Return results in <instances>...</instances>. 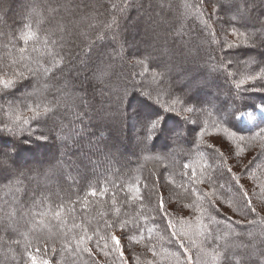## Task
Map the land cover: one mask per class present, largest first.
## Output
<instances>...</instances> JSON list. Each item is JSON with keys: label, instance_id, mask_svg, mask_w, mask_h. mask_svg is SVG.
Instances as JSON below:
<instances>
[{"label": "trees", "instance_id": "trees-1", "mask_svg": "<svg viewBox=\"0 0 264 264\" xmlns=\"http://www.w3.org/2000/svg\"><path fill=\"white\" fill-rule=\"evenodd\" d=\"M14 1L15 8H10L11 5L7 0H0V79H18L15 74L23 72L25 80L18 81L9 89L0 86V132H8L7 129H10L13 139L22 132V137L25 138L27 134L45 131L46 134L57 137L58 140L53 138V141H56L58 146L60 141L65 153H54L48 164L44 162L22 171L18 169L16 163L14 175L1 178L0 264H31L29 252L37 255L38 259H48L50 264H122L119 254L110 250V240L108 241L110 254L107 257L103 256L101 248L104 241L99 240V236L96 235L97 232L100 236L106 234L105 221L116 220L127 223L123 230L127 235L122 238V246L126 253L123 264H149V261H153L154 264H176L174 253L180 254L181 264H187L186 255L191 257L190 264H236L237 261L240 264H264V255L261 254L264 252V211H261L264 209V131H262L264 123L255 128L264 117H260L258 123L250 130L233 126L239 111L256 107L258 104L255 101L263 102L264 96L257 94L250 99L246 96L249 94L244 88H237L234 80L239 81L243 78L241 75L243 70H246L245 64L232 58L231 65L232 62L236 64L229 68L228 62H224L221 56L223 49L226 48L227 53L230 51L229 45L236 46L233 50L236 51L243 43H249L248 40L251 38L255 41L259 39L255 35L258 37L257 31L264 30V23L259 20L262 17L264 21L263 0H257V5L254 6L256 14L254 13L252 21L248 20L252 27L245 20L240 21L244 17L242 11L244 15L252 17V8L239 3L241 0H207V5L206 0H175L173 1L175 6L165 3L164 0H143L135 9H130L135 0H115L119 4H115L114 8L110 7L108 0H36L35 4L30 3L29 0ZM159 2L162 4L158 9L160 25L164 26V32L170 34L171 30H174L180 33L183 31L186 35L193 33L200 36L202 33L197 30V24H202L207 33L209 31L213 37L212 39L207 34L203 35L202 40L205 42L202 41L201 45L207 46L209 41H214V44L209 46V51H212L211 54L218 60L231 92L235 93L234 102L231 107L232 104L228 102L231 98L229 97L228 100L227 97L224 98L223 106L231 108L227 111L228 114L221 111L217 107V102L222 100V92L217 91L219 99L198 102L202 110L200 119L205 121L204 131L209 130L232 140L234 137L230 138L225 134L224 129L228 128L230 132L235 133V138L242 136L244 140L250 141V144H245V150L249 152L253 148L254 158L253 155L248 158L250 164L247 167L236 169L229 162L228 156L227 163L221 165L220 152L224 150L219 143L213 145L216 151L209 149L207 145L213 142H204L203 137L195 135L196 129L191 128L187 121H182L183 118H172V114L165 115L162 106L159 107L152 102L147 103L152 93L158 98L161 97V100H168V104H175L174 91L170 89L184 80L183 77H193V74H188L186 67H182L178 62L179 59L174 57L175 48L180 49L181 43L179 45L177 42L180 39L172 35L164 34L165 41H169L164 50L167 58H161L159 54H147L144 66L137 63V59L131 53L123 51L124 40L121 35L134 25L144 27L140 31H135L140 46H143L144 40H150L152 38L150 36L160 34V27L154 23L160 18L155 17L152 12ZM236 3L241 10L227 9L228 6ZM92 5L95 6L96 11L87 14L88 8ZM215 13L220 14L221 18L222 15L224 16V19L222 18L218 23L217 30L212 28L213 23L216 22L212 15ZM188 16L189 23L182 24L181 21ZM126 17L131 19L129 24L125 21ZM29 31L33 36L25 42L24 37ZM234 32L236 35L233 34ZM227 33L229 40L221 39L216 42L218 34ZM99 36L102 38L98 39ZM234 36L235 40H233ZM88 41H90L88 48L86 46L83 48V42ZM259 41L264 43V39ZM75 43H77V54L82 51L86 56L90 50H95L108 59L122 60L125 63V68L121 72L122 77L113 76L117 70H120L117 65H107L103 59H94L83 62L80 67L88 66L92 68V72L95 68L97 70L101 68L102 74L98 71L96 74L105 85L99 88L94 86L96 79L94 72L84 83H77L68 73L74 59L79 57V55L74 57L70 49ZM106 44L109 45V50L105 48ZM158 44L160 45L161 42ZM248 47L243 45L236 55L243 57ZM21 49L24 51L22 52ZM61 57H64V63L68 66L63 72L54 67V61H58ZM161 59L164 64L160 63ZM151 64L153 68H150ZM38 66L53 68V72L47 76L43 74L32 76L27 71L29 67ZM134 68L139 69L140 83H145V87H148L150 92L147 91L150 94L146 95L147 98L140 95L137 98L139 101L144 100L143 105L149 104L150 107L158 110L152 115L151 111H147L143 106L133 107L134 112L130 113L129 119L131 124H136V127H126L130 129L131 135L125 138V142L129 151L134 147L133 142H137L139 147L137 151H132L136 153L133 160L122 161L116 159V154L119 153L118 147L98 144L94 134L104 130L103 133L109 132V135L120 139L119 134L124 130L121 123V118L123 119L125 115L123 108L130 96L134 98L135 93L138 94V85L133 83L134 87L129 85L130 80L133 81L131 72H134ZM108 69H110L108 73L110 77L106 79L104 75L107 74ZM169 70L180 74L174 73L178 75L175 77L173 72L168 73ZM200 71L203 72L204 78L197 80L198 84L195 83L192 88L208 85L206 71L202 69ZM214 78L212 76V79ZM68 84L71 90L68 92V97L62 98L61 94ZM45 85L48 89L43 96L33 97L35 100L31 98L20 101L15 95L23 87L32 88L31 92L35 89L36 93ZM109 91L115 93L118 99L116 100ZM144 91H146L144 88L140 89L139 94ZM235 91L246 94L242 96V101L240 94L236 96ZM8 95H11L14 101H3ZM46 107L51 109L49 113L34 118V112L30 109H38L43 113ZM157 113L161 114L160 118L156 116ZM164 116L172 118L176 126L170 129L163 125L161 117ZM24 120L28 123L25 124ZM157 120L159 127L153 131L152 139H148L145 143L150 125ZM39 134H34V138L32 136L31 140L27 141L24 151L34 152L37 148H46L44 146L48 141ZM173 134L177 137L174 142L169 140L170 135L173 137ZM162 135L163 142L168 141L167 147L158 144L160 143L158 139H162ZM69 137H72V140L67 142ZM220 139L224 140L225 144L229 142L222 137ZM70 142L74 145L71 148L67 146ZM144 147H147V150L144 151ZM20 149L22 147L11 149L14 159L18 161L23 157L20 151L24 152ZM46 150L55 152L56 148L53 144L51 147L47 146ZM94 152L109 154V161L112 164L111 168L105 169L104 164L107 160L101 159L103 167L102 172L98 174L99 177L90 174L91 162L98 158H92ZM229 167L234 169L236 178L244 183L245 190H250V198L258 214L243 211L239 201L232 199L231 196H224L225 191L233 188L234 184L233 173L226 171ZM79 178L82 180L77 183L74 179ZM197 179L204 182L198 183ZM221 184L225 186L223 189L219 187ZM4 188L6 190H3ZM7 189L10 193L1 198ZM93 189L97 192L96 196L90 195ZM193 189L196 190L195 193ZM212 190H215L221 200V204L216 208L210 207L207 199L202 198L197 201V196ZM157 193L163 195L169 202V213L173 218L179 217L174 212L183 213L181 217L187 223L184 231L190 236L193 235V239L197 241L186 255L183 249L169 238L164 225L160 223V216L155 211ZM138 196L142 198H136ZM229 202L235 211L224 210L228 208ZM185 205H197L204 211H196L194 207H185ZM57 212H60L59 217L56 216ZM210 217L214 220H210ZM237 221L239 223H236ZM204 226L214 230L215 235L226 238L218 239L209 247L211 240L205 242L204 237L199 235ZM149 228L152 229L151 233L147 231ZM208 229H204L205 235ZM111 231L121 233L119 226ZM85 235L92 239L80 243L81 237ZM140 235L145 239L137 243L136 240ZM149 236H151L150 240ZM246 236H250V241L246 240ZM45 241H47V252L43 250ZM146 245L154 246L155 256ZM53 246L55 252L52 251ZM38 247L41 249L39 253L36 252ZM85 247L93 250L91 255L83 250ZM213 249L219 253V256L214 254Z\"/></svg>", "mask_w": 264, "mask_h": 264}, {"label": "rangeland", "instance_id": "rangeland-1", "mask_svg": "<svg viewBox=\"0 0 264 264\" xmlns=\"http://www.w3.org/2000/svg\"><path fill=\"white\" fill-rule=\"evenodd\" d=\"M7 1L11 5L10 8H13V7L15 8L16 5H14L15 4L14 0H7ZM29 1H30V3L35 4L34 2L36 0H29ZM142 1L143 0H135L134 2H132L130 9H135L137 6L140 5V3H142ZM164 1H165V3H171L172 6L174 5V2H175V0H169V1L164 0ZM20 2L22 3V1H20ZM108 2H109L108 4L110 5L111 8H114L115 4L116 5L119 4L115 0H108ZM207 3L208 2L206 0V5H207ZM239 3L246 5L248 8H252V14H251L252 17H250L246 14H245L246 15L245 16L244 11H242V16H244V17L242 19H240V21L245 20L247 23H248V20H249V22L252 21V18L255 16L254 13L256 14L254 6L257 5V0H243V1L241 0ZM30 5L31 4H29V7H30ZM161 6H162V4L159 2L157 7H155L154 10L152 11L153 14L155 15V17L160 18L158 9ZM94 7H95L94 5L89 7L87 10V14H92L93 12H95L96 8H94ZM263 7H264V0H263ZM236 8L238 9L237 3L234 4L233 6L230 5L227 7V9L229 11H233ZM238 10H241V9H238ZM212 15H213L214 20H216V22L213 23L214 26L212 28H214V30L216 28V30H217L218 29L217 28L218 23L222 20V18L224 19V16L222 15V18H221L220 14H217V13L212 14ZM163 17H165V16H163ZM170 17H172V16H170ZM130 20H131L130 17H128V18L126 17V19H125V21L128 24L130 23ZM156 20L157 21L154 23H155V25L160 27V30H159L160 34H158L156 36H150L152 38H150V40H148V41L144 40L143 46H140V44L138 43V40H136V32H135L136 30L140 31L141 29H143L144 27H142V25H141V27H139V25L138 26L134 25L130 29H127L126 32L122 33V35H121V38L124 40L123 41L124 42L123 43V51L131 53V55L134 56L135 59H137V63L140 64V62L143 61L142 66L146 65V62L144 59L146 58L147 54H159V56L161 58L162 57L167 58V56L164 54V50H165V47L169 44V41L168 40L165 41L164 34L168 35L169 33H167L166 31L165 32L163 31L164 26L160 25L161 24V18L156 19ZM259 20L262 23H264V21L262 20V17L259 18ZM189 21H190V17L188 16V17H185V19H183L181 21V23L186 24V23H189ZM248 24H250V23H248ZM249 26L252 27L253 25L250 24ZM165 30H167V29L165 28ZM197 30H199L202 33L200 36L193 35V33L192 34L188 33L186 35V34H184L183 31H182L183 32V34H182V32L180 33V32H176L174 30L173 31L171 30V33L169 34V36L172 35V37L180 39L177 42L179 45L181 43V45L179 46L180 49H178L177 47L175 48L174 57H176L180 60V61L178 60V62H180L182 67L183 66L186 67L188 74H193V77H189V76L183 77L184 80L180 81L176 86H174L173 89H175V90L170 89V90L174 91L173 93H174L175 98H176L175 99L176 102H174L175 104H172V103L168 104V102H169L168 100H166V101L161 100L160 99L161 97L158 98V97H156V95L150 93L148 87H145V85H144L145 83H143V82L140 83L141 80H140V75L138 73L139 69L134 68V72L133 73L131 72V75H132L131 78L133 81L130 80L129 85L132 86V83L137 84L138 85V87H137L138 94L135 93L134 98H132L130 96V98L127 101V104L123 108V113L125 115H124L123 119L121 118V120H122L121 123H122V126L124 127V130H122V132L119 134L120 139H116L114 136L109 135L110 134L109 132L103 133L104 130H102V131L99 130V132L96 130L97 134H94L95 141L98 144H100V145L101 144H103V145L107 144V145H111L112 147L114 145L115 147H118L119 153L116 154L117 160L127 161V159H129L131 161L134 159L133 156L136 153L132 152V151H134V150L137 151L139 145L137 144L136 141H135L136 143L133 142L134 147L131 148V151H129V147L126 148L127 142H125V138H127L131 135V133L129 131L130 129L129 128L127 129L126 127H129V126H130V128H132L133 126L136 127V124L135 125L131 124V121L129 119V115H130V113L134 112L133 107H137V106H140V108H141V106H143V108L146 109L147 111L150 110L152 115H153V113L157 112L158 109L153 108L152 106L151 107L153 109H151V107L149 105V104H151V102L153 104L158 105L159 107L162 106V111H164V113L166 112L165 115L166 114L167 115L172 114L173 115V116H171L172 118L181 117V118H183L182 121H187L186 123L190 124L191 128L196 129L195 135H198L201 138L203 137L204 142H208V143H210L211 141L213 142V140H212L213 136H217V137L220 136V137L226 139L222 135L216 134L215 132H210L209 130L204 131L203 128L205 126V121L204 120L202 121L200 119V114L202 113V110H200V105L198 102H200V100L210 101V100L219 99V95H218L219 93H217V91H220V92H222L221 93L222 94V100L220 99L221 101L217 102V104H218L217 107H219V109L221 111H224L228 114L229 112H227V111L233 106V102H234L233 101V95H235V93L231 92V89L229 88V86L227 84L228 80L226 79L225 75L222 74V70H221V67L219 66L218 60L213 57V55L211 54L212 51L211 52L209 51V46L214 44V41L211 40V38L213 39V37L211 36L209 31L207 33V30H205V28L202 24H197ZM213 32H215V31H213ZM257 32L261 33V32H264V30L263 31H257ZM146 33H147V30H146ZM206 34L211 37L210 38L211 41H209L207 46L205 44L201 45V42L203 41L202 36L206 35ZM217 36H218V39H216V42H217V40L221 41V39L229 40L228 33L226 35H219L218 34ZM255 36L257 37V35H255ZM233 38H234L233 40L236 39L235 36ZM259 39H261V38H259ZM259 39L255 41L251 38L250 40H248L249 43H247V42H245L243 44L241 43L242 45L239 46V48L237 47L239 50H236V51H233L236 48V46L229 47L228 50H230V51H228V53L230 52V54H228L226 52V50H227L226 48L223 49L224 52L221 56H222V58H223L222 60H224V62H226V63L230 62V60L233 58L234 60H239L241 62V64H245L246 70L245 71L243 70V74L241 75V76H243V78L241 80H245V78L249 75V73H251L252 71L253 72L259 71L261 66H264V43L263 42L261 43L259 41ZM261 40L263 41V39H261ZM160 42H161V44L159 45L158 43H160ZM165 42H168V43H165ZM203 42H205V41H203ZM76 44L77 43H75L73 45V47L70 49H72V51L74 53V57L76 55H79V57L77 56L76 59H74L75 61H73L71 68L69 69L68 73H70V77L74 78L77 83H84L85 80H87V78L90 77L91 74L94 72L95 76H96L94 86H97L99 88L101 85H105V82H103L101 79H99L98 78L99 76L96 74V71H98L99 74H102L101 68H99L98 70L95 68V70L92 72V68H89L88 66H85V67L81 66L80 67V65L83 64V62H88V61H91L94 59H96V60L103 59L104 63H107V65H113V64L117 65V67L120 68V70H117L113 76L115 78L122 77L121 72H122V69L125 68V63H123L122 60L121 61L119 59L114 60L112 58H110L111 59L110 60V59L106 58L104 55H102V53L96 52L95 50H90L88 52L89 54L86 56H84V54H82L83 53L82 51L77 54ZM89 44H90V41L83 42L82 46H84L83 48H85V46L88 48ZM243 45L249 46L247 48L246 53H244L242 55L243 57L236 55L237 52H240V50H241L240 47H242ZM104 46H105V48H107V50L110 49L108 44H106ZM160 46H162L161 49H160ZM80 48H82V47H80ZM113 57L115 58V56H113ZM129 58H130V56H129ZM160 61H161L160 63H163L162 59ZM235 64H236L235 62L234 63L232 62L231 67L235 66ZM153 67H154L153 64H151L150 68H153ZM231 67H229V68H231ZM200 69H202V71H204V72L206 71V73H207L206 81L210 87L208 85L206 87L202 85V86H199L197 88H192L193 86L196 85L195 83L198 84L197 80L200 81V80H202V78H204V74H203V72L200 71ZM160 70H162V69H160ZM109 72H110V69H108L107 74L104 75V76H106V79L108 78V76L110 77V75H108ZM176 72L177 71H174V70L168 71V73H172L173 76L177 77L178 75H174V73L175 74H180V73H176ZM232 74H234V73H232ZM237 74H239V76H240V73H238V71H237ZM161 75L165 76V74H160V76ZM212 76H214L216 79L215 78L212 79ZM236 80L237 79H235L234 81L237 84L240 83V81H241V80H239V81L238 80L236 81ZM167 81L170 82L169 80H167ZM172 82H174V81H172ZM237 84H235V86ZM140 86H142V87H140ZM169 86L170 85L168 84V87ZM132 87H134V86H132ZM142 88H144L146 91H144V93L142 92L139 94V91ZM239 88H244V90L247 91V93L249 94V95H246L244 93H241V92L239 93L238 91H235L237 93L236 96H238L240 94L241 101H242L243 95L248 96L250 99L251 98L253 99L257 94H262V96H264V81H261V80H258L255 82H253L251 80H245V83L241 84ZM47 89H48V87L46 88V85H45V87H42L41 90L38 89L39 92L35 93V91H37V90L34 89V92H31L30 90H32V88L23 87L22 90L19 91L18 93H16L15 95L18 96V100L23 101V100L31 99L33 97L37 98V97L43 96L44 92ZM70 90H71V86H70V84H68V86L63 90V93L61 94L62 98L68 97V92H70ZM193 90H195L196 92ZM147 91L151 95L148 94ZM110 94L112 96H114V98L116 100L118 99V97L115 96V93L110 92ZM139 95L142 97H144V96L146 97V95H150V98H149L150 101L148 99H147L148 102L145 101L149 104L143 105L142 101H144V100L141 99V101H139V99L137 98V97H139ZM189 95H190V97H193V98L191 99L189 97ZM159 96H162V95H159ZM229 97L231 99L228 102H229V104H232V105H230L231 107L230 106L224 107L223 106V99L226 98L228 100ZM13 99L14 98H12L11 95H8L7 97H5L3 99V101H5V100L14 101ZM132 99H134V101H132ZM193 100L196 101L198 104L195 103ZM131 102H132V104H131ZM211 102H214V101H211ZM255 103L258 105L256 107L250 108L251 113H249L247 116L246 115L243 116L244 122L241 123L242 125H247V124H251L254 122V124L252 126L247 127V130L252 129L251 127L255 126L258 123V120H259V118L257 117L258 114H260L261 116L264 115V100H263V102L260 100H257V101H255ZM174 107H176V109H174ZM188 109H193L194 111H188ZM240 113H241V111H239L238 115L235 117V121L233 122V126L235 128H237V125H239L240 127H244V126L239 124L240 123L239 122V120H240L239 114ZM256 113H257V116H256ZM126 116H128V117H126ZM156 116H158V118H160L161 114L157 113ZM172 118H169L168 116H164V117H161V121H163V125L172 129L176 126V125H174ZM99 122H101V121L99 120ZM262 123H264V120L261 121L255 128L257 129L260 125H262ZM1 130H3V129H1ZM15 130H17V129H15ZM15 130H13V131H15ZM37 133H40L39 135L44 140L48 141V142H46V144L44 146L46 148L45 149L41 148L44 150L37 148L34 152L24 151L23 150L25 148L24 145L27 143L28 140H31V137L34 134H37ZM37 133L33 132L29 135L27 134V136L24 135L25 138H23L22 137L23 132H22V133H20V136L16 135L15 138L11 139L14 136L10 133V131H8V132L6 131L3 133L0 132V157H4L7 160V163L0 164V180L2 177L5 178V177H8L9 175H14L15 167L17 166L16 163H18V166H17L18 169H21L20 171H22L26 168L34 167L35 165L42 164L44 162L48 164V161L49 160L51 161L52 155H54V153L55 154H60V153L63 154V152L65 153V151L63 150L64 148H62V146H61L62 144L60 143V141H59V146H58V143H56V141H53L54 139H57V137H54V136L52 137L48 133L46 134L45 131H40ZM32 138H34V136ZM161 138L162 139H158V141L160 142L158 144L160 146L162 145L164 147H167L168 141L166 142L164 140V142H163V139H164L163 135ZM59 139L62 140V138L60 136H59ZM170 139H171V141L174 142V140H176L177 137H175L173 134V137L170 135L169 140ZM71 140H72V137H69V140H67V142H69ZM220 140L222 142L224 141L222 139H220ZM226 140L229 141L228 143L227 142L226 143L233 149L232 155L228 156L229 162L231 164H233V166L236 167V169H239V170L241 169V167H245L246 165L248 166L250 164V161H248L249 160L248 158L251 155H253V158H254V154L252 153L253 148L249 152H247L245 150V144H250V141H246V140L240 141L239 138H235V137L232 140H228V139H226ZM53 144H54V147L56 148L55 152L54 151H51V152L48 151L47 152V150H46L47 146L51 147ZM238 144H239V148H237ZM67 146H69V148H71V146H74L73 142H70V144H67ZM16 147H22V149H20V150L24 151V152L20 151V154H22V156H23L22 159H20V161L15 160L14 156L12 154L11 149L16 148ZM79 149L81 150V148H79ZM79 149H78V153H80ZM145 150H147V147H144V151ZM67 152L71 153L70 151H67ZM97 152H99V151H97ZM97 152H94L92 154V158L93 157H98V158H95L91 162L92 165L90 166V171H91L90 174L92 176L99 177L98 174L102 172V167H103V165H101V162H100L101 159L107 160L106 164H104L105 169L107 167L111 168L112 164L109 161V158H110L109 154H104V152H102V153L100 152L99 154H95ZM237 152H239L240 154L237 155ZM257 159H259V158H257ZM16 161H18V162H16ZM254 165L255 164L253 163L252 166H254ZM259 168L262 169L261 167H259ZM69 180L71 181V179H69ZM74 180L77 181V183H79V181L81 182L82 179L79 178L77 180L76 179H74ZM72 181H73V179H72ZM3 190H6V188H4ZM9 190H11V189L9 188ZM0 191H2V190H0ZM9 193H10V191H8V189H7V191L3 193V196L1 195V198H3L4 195L7 196ZM12 204L14 205V202ZM174 214L177 216L179 215V217L183 216V213H179V212H174ZM115 233L118 236L121 235L120 232H115ZM246 240L250 241V236H246ZM122 243H123V241H122ZM124 256H126L125 252H124Z\"/></svg>", "mask_w": 264, "mask_h": 264}, {"label": "snow or ice", "instance_id": "snow-or-ice-1", "mask_svg": "<svg viewBox=\"0 0 264 264\" xmlns=\"http://www.w3.org/2000/svg\"><path fill=\"white\" fill-rule=\"evenodd\" d=\"M193 7H195V5ZM209 10H211V9H209ZM233 34L236 35L235 32ZM32 36H33V33L31 31H29V33L24 37L25 42H27L29 39H31ZM101 38H102V36L98 37V39H101ZM256 38L264 39V32L259 33L258 37H256ZM229 47H232V45H229ZM21 51L23 52L24 49H21ZM140 63L143 64V61H141ZM54 67L58 71L63 72L64 69L66 67H68L64 63V57H61L58 61H54ZM228 67H231V62H228ZM27 71L32 76H36L39 74H43V75L47 76L53 72V68L44 67V66H38L36 68L29 67V68H27ZM15 75L18 77V79H0V86H2L4 89H9V88L13 87L18 81L25 80L23 72L17 73ZM245 80H251L253 82L258 81V80L264 81V67H261L259 69V71H256V72L252 71L251 73H249V75L245 78ZM245 80H241L240 83H238L236 85V87L239 88L241 84L245 83ZM30 110L34 112V118L39 117L41 115H45L51 111V109H49L47 107L44 109L43 113L41 111H39L38 109H30ZM188 111H194V110L188 109ZM23 122L25 124L28 123L27 120H24ZM158 127H159V120L153 122L150 125L149 134L145 137V143L148 139H152V133ZM7 130L11 131L10 129H7ZM224 131H225V134L228 135L230 138L235 137V133L230 132L228 128H225ZM262 131H264V130H262ZM212 140H213V144H209V145H207V147L209 149H212L213 151H216V149L213 148V145L219 142L221 145V148L224 150V151L220 152L221 159H220L219 163L221 165H225L227 163V156L232 155L233 149L229 145L223 143L220 140V138L217 136H213ZM239 140L243 141L244 138L241 136V137H239ZM237 148H239V144L237 145ZM239 154L240 153L237 152V155H239ZM5 163H7L6 158L0 157V164H5ZM185 167H187V166H185ZM245 167H247V165ZM226 171H227V173H233L232 181L234 182V184H233L234 191H233V188H229L227 191H225L224 196H226V197L231 196L232 199H236L237 201H239L240 207L243 209V211H246L249 214H258L257 208L255 206H253V200L250 198V190H245L244 183L241 182L239 179H237L236 176L234 175V169L229 167L226 169ZM193 177L195 178V174H193ZM197 182L203 183L204 181L197 179ZM219 187L221 189H223L225 186L223 184H221V185H219ZM192 191H193V193L196 192L195 189H193ZM137 193H139V188H137ZM101 194H103V192ZM90 195L96 196L97 195L96 190L93 189L92 192L90 193ZM136 198H142V197L138 196ZM149 198H150V196H149ZM202 198L207 199L208 205L212 208H216L217 205L221 204V200L217 197L215 190H212L210 192L203 193L200 196H197V201H199ZM189 206L194 207L196 211H201V212L204 211V209L202 207H199L197 205H185V207H189ZM169 207H170L169 202L165 199V197L163 195H160L157 193V202H156L155 211L160 216V223H162L164 225V230H165V232L168 233L169 238L172 241H174L179 246L180 249H183V253L186 255L189 252L190 247L192 245L196 244L197 241L195 239H193V237L190 236L188 234V232L184 231V228L187 226V223L183 220L182 217L173 218L170 215ZM224 210L225 211H230V210L235 211V209L232 208V205L230 202H229L228 208H226ZM117 211H119V210H117ZM261 211H264V209H261ZM241 214H243V212ZM56 216L59 217L60 212H57ZM210 220H214V218L210 217ZM236 223H239V221H237ZM249 223H251V221H249ZM105 225H106V234L105 235L100 236L99 232L96 233V235L99 236V240L104 241L103 247L101 248V253L105 257L109 256L110 253L108 250L110 248V245H109L108 241L110 240L111 241V249L110 250L112 252L119 254V257H120L121 262L123 264L124 248L122 246V238L127 235V233H125L123 231L124 228L127 226V223L120 221V220H116L114 222L105 221ZM117 226H119V228L121 229V235H119V236L114 231H111V229H113ZM204 229H208V226H204ZM204 229H202L199 232V235L204 237L205 242H207L208 240H211V244H209V247H211L212 244H215L218 239H225L226 238L224 236L215 235L214 230H210V229L207 230V235H205ZM147 231L149 233H151L152 229L149 228ZM91 239H92V237L85 235L84 237H81L80 243H84L86 240H91ZM144 239H145V237L143 235H140V238L138 240H136V242L140 243ZM148 239L150 240L151 236H149ZM44 243H45V246H44L43 250H44V252H47L48 251L47 241H45ZM97 243L99 246V242H97ZM146 247H148V245H146ZM83 250L85 252L89 253V255H91L93 252V250L91 248H88V247H85ZM148 250L152 252L153 256L156 255L154 246L148 247ZM40 251H41V249L38 247L36 249V252L39 253ZM52 251L55 252L54 246L52 248ZM213 252L216 256H219V253L216 252L215 249H213ZM261 254L264 255V252H262ZM173 255L176 258V264H181L180 254L174 253ZM28 257H29V260L31 261V264H50V261L48 259H38L37 255H34L31 252L28 253ZM186 260H187V264H190L191 257L186 255ZM149 264H154V262L149 261ZM236 264H240V262L237 261Z\"/></svg>", "mask_w": 264, "mask_h": 264}, {"label": "bare ground", "instance_id": "bare-ground-1", "mask_svg": "<svg viewBox=\"0 0 264 264\" xmlns=\"http://www.w3.org/2000/svg\"><path fill=\"white\" fill-rule=\"evenodd\" d=\"M240 125H242V124H240ZM242 126H244V127H240L239 125H237V127H240V128H247L248 127V125H242Z\"/></svg>", "mask_w": 264, "mask_h": 264}]
</instances>
